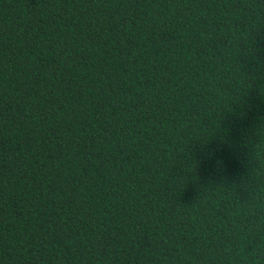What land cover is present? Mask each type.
<instances>
[{
	"label": "trees",
	"instance_id": "1",
	"mask_svg": "<svg viewBox=\"0 0 264 264\" xmlns=\"http://www.w3.org/2000/svg\"><path fill=\"white\" fill-rule=\"evenodd\" d=\"M0 264H264V0H0Z\"/></svg>",
	"mask_w": 264,
	"mask_h": 264
}]
</instances>
